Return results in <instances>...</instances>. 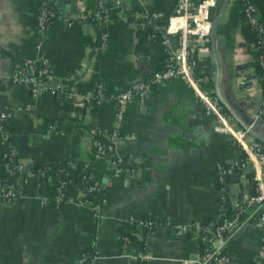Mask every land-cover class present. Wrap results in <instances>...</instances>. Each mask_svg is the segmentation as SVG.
Segmentation results:
<instances>
[{
	"label": "crops",
	"instance_id": "0c3cea01",
	"mask_svg": "<svg viewBox=\"0 0 264 264\" xmlns=\"http://www.w3.org/2000/svg\"><path fill=\"white\" fill-rule=\"evenodd\" d=\"M38 2L0 0V104L8 113L3 128L22 164L20 174L9 182L14 196L0 199V264H76L83 250L93 254L92 264H200L206 249L199 235L178 232L175 225L218 222L215 163L249 161V172L242 170L237 180L225 178L233 190L228 192L242 199L253 189L255 162L228 128L215 129V115L205 112L201 96L191 85L178 77L168 78L152 85L142 100L127 103L118 132L131 138H120L114 154L128 169L116 172L111 158L95 157L91 146L94 135L110 129L114 100L83 105L50 92L33 97L27 84L12 80L22 58L39 56L54 78L73 91L92 92L100 84L113 95L163 66L161 39L168 35L165 28L174 0H126L120 16L116 0H100L110 18L105 24L79 17L80 5L89 9L93 0H53L57 16L43 35L35 31ZM221 2L216 0L215 13ZM146 10L162 12L155 29L123 18ZM240 25L239 1L227 0L213 26L216 90L209 36L194 42L192 73L205 76L198 82V92L216 99L224 123L234 133L248 128L264 138V119L255 114L262 85L250 64ZM99 34L104 36V46H99ZM242 79L250 81L240 85ZM251 139L262 142L246 132L244 140ZM37 161L46 173L32 169ZM83 162L91 164L105 197L97 204L96 216L92 206L75 198L62 203L52 198L59 172L68 192L80 193L84 184L76 180V171ZM131 216L168 222L151 229L145 258L121 251L122 235H130L126 251L133 253L141 249L147 231L145 226L128 224ZM238 219L234 229L210 244L226 255V262L207 264H264L256 204L248 203Z\"/></svg>",
	"mask_w": 264,
	"mask_h": 264
},
{
	"label": "built area",
	"instance_id": "2783aa9c",
	"mask_svg": "<svg viewBox=\"0 0 264 264\" xmlns=\"http://www.w3.org/2000/svg\"><path fill=\"white\" fill-rule=\"evenodd\" d=\"M118 6V14L122 15L123 3L126 0H116ZM240 4V12L245 21L250 26L255 34V46L264 43V27L257 15V8L251 0H238ZM81 4V3H80ZM216 4V0H174L165 32L168 35L162 37L161 41L165 46V62L159 70H155L144 77H137L129 82L123 89L117 91L113 95L108 94L105 96L102 93L101 85H97L95 90L88 93H79L70 89L65 83L54 78L53 73L46 61L39 57L22 58L14 70L12 80L24 82L29 88L30 95L35 97L43 92H50L57 97H69L80 101L83 105L88 102L100 103L105 99H112L115 102L114 114L111 121L110 129L104 134L94 135L91 141L92 153L97 158H111V163L114 166V171L127 170V166L121 164V159L114 154V146L120 138H131L130 135L121 136L118 132V122L126 108L128 102L133 99L142 100L146 93L151 89L152 85L160 83L161 81L178 77L191 85L197 94L201 96V100L205 106V112H212L218 123L215 125L216 130H230L236 142L246 150L248 156L253 158L255 164L251 167L253 189L251 192L240 197L230 194L224 185L225 178L233 171L243 170L246 160L234 161L230 164L222 162L215 163V181L217 183V208L221 214L218 222L209 225L199 221L190 222L187 224L175 225L178 232H193L199 235L201 243L206 249V253L202 258L200 264H207L210 261L215 263H224L227 257L221 251L210 248L211 241L222 236L223 233L229 232L238 225V217L245 211L248 203L253 202L256 204L258 211V222L263 228L262 244L264 246V143L257 140L245 141L246 128L238 129L235 133L230 129L228 124L224 123V116L219 112L216 105V99L204 98L197 89L198 82L205 78L204 75H195L192 73L194 42L197 39L206 40L209 34V27L211 16L209 12ZM80 18H88L89 22L93 23H106L109 21V15L105 12L100 0H93L91 8H85L82 4L79 9ZM162 15L159 10H146L141 14H134L123 17L127 23L137 21L141 27L148 29H155L156 20ZM57 11L53 4V0H39L36 11L35 31L43 35L44 30L49 23L56 18ZM135 20V21H134ZM99 46H104V36L99 34ZM250 55V53H249ZM256 61L259 66V72H256V78L261 82L262 93L257 103L255 114L264 119V57L260 52L256 55ZM250 79L239 80V84L249 83ZM7 110L0 104V152L11 162L9 174L15 176L20 174L22 164L17 159L13 143L7 139L10 136L3 128L4 121L7 117ZM6 144V149L1 151V145ZM256 165V166H255ZM82 172L80 174L79 183H83L80 193L73 195L65 193L66 180L56 174L53 186L52 198L56 203H62L69 198H75L79 204H89L92 206L93 215H97V204L105 197L99 192L96 197H86V193L91 190H98L97 182L93 177L92 166L88 162H83ZM36 173H46L47 168L42 167L35 169ZM15 194L13 185L4 183L0 180V199L12 198ZM227 203V207L225 205ZM228 208V209H227ZM127 223L137 227L145 226L148 234L145 232L141 249L130 253L126 251V245L129 243V238L122 235V252L133 257L145 258L147 254L145 247L148 245L149 233L155 226L166 225L167 220H158L154 218H127ZM93 254L88 251H81L78 255L76 264H92ZM191 260H185L189 262Z\"/></svg>",
	"mask_w": 264,
	"mask_h": 264
},
{
	"label": "trees",
	"instance_id": "16d2710c",
	"mask_svg": "<svg viewBox=\"0 0 264 264\" xmlns=\"http://www.w3.org/2000/svg\"><path fill=\"white\" fill-rule=\"evenodd\" d=\"M254 4L257 5V9L259 10V15H258V19L260 20V22L262 23L263 27H264V0H251ZM215 14V10L213 8H211L209 15L212 17ZM241 25H240V30L242 32V34L246 37V41H247V48H248V52L250 53V64L253 65L255 67V70L257 72H259V66L257 64L256 61V55L260 52L263 53V57H264V43L260 44L259 46H255V34L254 32L251 30L250 26L248 25V23L245 21V19L243 18L241 12ZM89 20V19H88ZM102 93L104 95L108 94V91L106 90V88H102ZM221 109L224 110L223 106L221 105ZM9 141L12 142V139L9 138L7 139ZM6 149V144L1 145V151ZM82 165L83 163L78 165L77 171H76V180L80 181V174L82 172ZM11 167V162L7 160V158L5 156H2L1 152H0V180L4 183H9L11 181V178L13 177L11 174H9V168ZM43 165H41L40 162H35L34 166L32 167V169H38V168H42ZM61 176V175H60ZM62 177V176H61ZM67 190L65 193H69L68 192V186L66 185ZM100 192L99 190H91L88 191L86 193V197L89 198H94L97 196V194ZM226 207L228 206L227 203H225ZM228 209V208H227ZM144 218H152V217H144ZM121 234L124 233L123 229L120 228L119 229ZM125 234V233H124ZM126 236L129 238V234H126ZM141 244L143 242V238L141 239Z\"/></svg>",
	"mask_w": 264,
	"mask_h": 264
},
{
	"label": "water",
	"instance_id": "95a60500",
	"mask_svg": "<svg viewBox=\"0 0 264 264\" xmlns=\"http://www.w3.org/2000/svg\"><path fill=\"white\" fill-rule=\"evenodd\" d=\"M226 3H227V0H222L219 9H218L217 12L211 17V22H210V27H209V34H208V36H209V46H210V57H211V60H212V62H213L214 73H215V75H214V86H215V90H216V84H217L218 66H217V62H216V59H215V50H214V44H213V26H214L215 22L217 21V19L219 18V16L221 15V13H222V11H223V9H224ZM246 84H248V83L245 82V83H243L242 85H246ZM229 111H230V113H231L235 118H237L238 122H239L243 127H245L244 124H243V122L237 117V115H236L232 110L229 109ZM246 130H247L248 133L252 134V136H254L255 138L259 139L260 141H262V142L264 143V138H261L259 135L255 134L252 130H250V129H248V128H246ZM235 151L238 152V153L240 152L239 149L234 150V152H235ZM233 158H236V156L234 155ZM249 167H250V163H249V161L247 160L246 163H245V167L243 168V170H244L245 172H249ZM240 173H241V170L233 171V172H231L230 174H228V175L226 176V178H227V179L230 178L231 180H237V179L239 178V174H240ZM224 184L226 185V190H227V191H228V190H230V192L233 191V190L231 189V187H230L229 185L226 184V182H224Z\"/></svg>",
	"mask_w": 264,
	"mask_h": 264
}]
</instances>
